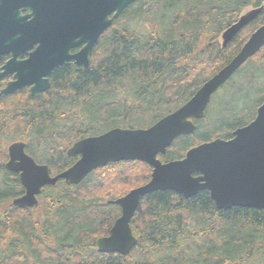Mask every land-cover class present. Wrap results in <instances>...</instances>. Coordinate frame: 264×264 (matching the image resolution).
Masks as SVG:
<instances>
[{
    "label": "trees",
    "instance_id": "1",
    "mask_svg": "<svg viewBox=\"0 0 264 264\" xmlns=\"http://www.w3.org/2000/svg\"><path fill=\"white\" fill-rule=\"evenodd\" d=\"M262 5L222 47V32L245 9ZM263 23L264 0H140L100 39L92 67L71 72L60 91L20 94L24 105L14 107L9 126L0 125L7 134L0 135V264H264V210H219L207 191L188 199L168 190L146 195L130 222L136 239L130 253H99L96 240L109 234L121 213L108 201L147 183L146 163L107 164L74 186L58 181L41 190L37 206L24 209L11 205L24 189L5 168L6 146L13 142L25 143L54 175L76 162L67 150L78 140L113 128L150 127L186 103ZM67 70L60 69L56 80ZM225 88L230 98L211 113L208 107ZM263 100L264 46L212 95L203 118L192 120L195 132L157 158L179 160L196 145L229 139L254 119Z\"/></svg>",
    "mask_w": 264,
    "mask_h": 264
},
{
    "label": "water",
    "instance_id": "2",
    "mask_svg": "<svg viewBox=\"0 0 264 264\" xmlns=\"http://www.w3.org/2000/svg\"><path fill=\"white\" fill-rule=\"evenodd\" d=\"M135 1L56 0L48 1V5H62L70 19L64 28L84 35L86 48L73 59L86 68L90 48L97 37ZM262 9L259 7L245 12L222 32L221 46H227L244 27L256 19ZM263 46L264 23L249 36L235 56L178 109L145 129L113 128L101 135L75 142L67 150V155L78 156L77 161L54 177L49 175L47 166L36 164L26 155L23 142L10 144L5 168L19 174L24 188L23 195L14 199L12 206L33 208L38 204L37 196L43 187L55 186L59 180L76 185L91 171L107 164L122 161L146 163L152 168L150 180L124 196L108 201L118 205L121 213L109 234L98 238L95 243L99 253L121 256H127L136 244L130 222L141 199L154 191H172L185 199L207 191L219 210L225 211L232 207L264 210V102L258 107L255 118L234 130L231 139L217 138L196 145L179 160L162 163L157 158L165 154L174 140L195 132L197 127L192 120L203 118L212 95ZM62 62L66 63L67 60ZM16 91L17 88H10L0 95ZM30 95L38 97L40 92L31 90Z\"/></svg>",
    "mask_w": 264,
    "mask_h": 264
},
{
    "label": "flooded vegetation",
    "instance_id": "3",
    "mask_svg": "<svg viewBox=\"0 0 264 264\" xmlns=\"http://www.w3.org/2000/svg\"><path fill=\"white\" fill-rule=\"evenodd\" d=\"M48 1L56 0H0V94L7 89L17 88L14 93L0 95V98L5 99L0 101V125L4 123L9 126L11 123L9 121L13 120L14 107L24 105L25 101H22L20 94L38 98L51 92L53 87H55V91L56 89L60 91L62 82H67L68 78L72 76L71 72L92 67V59L98 55L96 49L99 47V41L102 37L104 39L112 26L104 29L92 44L87 57L88 65L84 68L73 59L82 54V50L86 48L87 42L83 40L84 35H80L73 29L71 31L65 29L64 27L70 22L65 8L62 5H48ZM139 1H135L130 6L132 7ZM108 17L110 18L111 14ZM63 60H67V62L63 63ZM62 68H68L65 75L67 78L56 80V74ZM31 90L40 92V95L32 97ZM15 95L20 96H16L15 101L12 100L15 98L9 99ZM263 102L264 100L261 104ZM4 131L7 132L10 129L6 128ZM0 135L7 134L0 133ZM231 138L232 133L229 139ZM9 145L6 146L7 161ZM24 152L36 164L48 166L36 162L28 154L26 148H24ZM11 173L20 181L19 174Z\"/></svg>",
    "mask_w": 264,
    "mask_h": 264
},
{
    "label": "rangeland",
    "instance_id": "4",
    "mask_svg": "<svg viewBox=\"0 0 264 264\" xmlns=\"http://www.w3.org/2000/svg\"><path fill=\"white\" fill-rule=\"evenodd\" d=\"M252 8H247L245 9V12L251 10ZM219 41L221 43V39L219 38ZM227 88L223 89L222 91L218 92L215 95V100H213V102H211L210 106L208 107V109L211 111V113H215L217 111V105L219 103H221L220 101H226L230 98L232 92H230V90H227ZM214 99V98H213Z\"/></svg>",
    "mask_w": 264,
    "mask_h": 264
},
{
    "label": "bare ground",
    "instance_id": "5",
    "mask_svg": "<svg viewBox=\"0 0 264 264\" xmlns=\"http://www.w3.org/2000/svg\"><path fill=\"white\" fill-rule=\"evenodd\" d=\"M128 7H129V6H128ZM128 7H127V8H128ZM260 7H261V6H260ZM127 8H126V9H127ZM258 8H259V7H258ZM262 8H263V7H262ZM126 9H125V10H126ZM125 10H124V11H125ZM124 11H123V12H124ZM118 18H119V17H118ZM116 20H117V19H116ZM114 22H115V21H114ZM114 22H113V24H114ZM113 24H112V25H113ZM224 31H225V30H224ZM224 31H223V32H224ZM162 163H163V162H162ZM47 168H48L49 175L52 177L53 174H51V172H50V168H49L48 166H47ZM63 171H64V170H63ZM63 171H61V172H63ZM91 172H92V171H91ZM91 172H90V173H91ZM90 173H89V174H90ZM89 174H87L86 177H87ZM54 175H55V174H54ZM56 175H57V174H56ZM86 177H85V178H86ZM85 178H84V179H85ZM84 179H83V180H84ZM83 180H82V181H83ZM82 181H81V182H82ZM81 182H80V183H81ZM65 184H66V185H70V186H72V185L74 186V184H67L66 182H65ZM78 184H79V183H78ZM78 184H76V185H78ZM45 187H46V186H45ZM15 199H16V198H15ZM11 203H12V202H11ZM115 205H116V204H115ZM117 206H118V205H117ZM118 207H119V206H118ZM119 208H120V207H119ZM120 212H121V209H120ZM115 221H116V220H115ZM115 221H114V222H115ZM113 224H114V223H113ZM112 226H113V225H112Z\"/></svg>",
    "mask_w": 264,
    "mask_h": 264
}]
</instances>
